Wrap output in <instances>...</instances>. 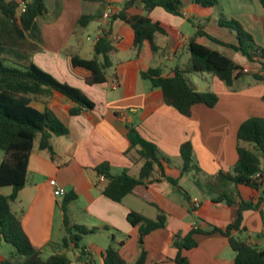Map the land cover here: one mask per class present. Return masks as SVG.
<instances>
[{"label":"crops","instance_id":"0c3cea01","mask_svg":"<svg viewBox=\"0 0 264 264\" xmlns=\"http://www.w3.org/2000/svg\"><path fill=\"white\" fill-rule=\"evenodd\" d=\"M125 0H51L47 13L37 19L38 32L25 37L24 53L41 69L83 91L94 103L91 110L71 115L67 108L74 106L70 99L58 91L48 97L32 101L42 110L48 107L66 125V135H52L49 139L55 152L52 158L46 149L35 144L27 164V182L11 203V209L21 218L22 228L31 244L41 249L42 256L63 252L59 245L66 230L63 221V199L74 194L67 204L70 225H82L94 231L83 234L80 242L93 261L103 264V254L109 245H115L126 264H134L139 255V227L131 225L126 216L129 211L155 220L161 210L165 217L163 227L149 232L144 238L146 256L143 264H176L174 235L186 234L197 224L200 229L211 226L225 227L237 216V203L213 201L214 193L207 191L206 181L220 170L228 171L237 161L236 132L242 121L251 116L264 117V81L239 84L229 88L222 80L209 72H186V78L195 89L211 91L217 102L209 107L203 103L192 106L191 117L180 114L174 107L165 104L162 90L152 87L148 78L141 75L149 69H158L163 76L173 74L175 67L186 69L189 62L188 43L195 32V24L216 38L236 43V35L228 27L220 26L219 17L235 18L253 36L256 44L264 46V8L255 6V0H231L234 13H219L213 7H203L192 0H181V15H173L162 7H155L148 17L166 30L157 33L156 52L143 41L139 51L134 46V31L125 21L113 17L122 10ZM259 1V0H258ZM260 3V2H259ZM218 4V0H217ZM216 4V5H217ZM104 13H108L104 17ZM129 15L144 14L142 4L126 10ZM91 18L79 25L81 15ZM107 34L113 49L108 53L110 66L103 83L87 84V71L72 67L70 58L93 56L95 41ZM113 36L117 38L113 40ZM201 42L223 51L219 45ZM33 48V49H31ZM232 59L247 69L252 62L245 57L241 62ZM258 71V70H257ZM256 71V72H257ZM117 81L115 87L111 86ZM135 127L140 135L153 143L160 156L163 175L158 167L153 170V179L148 184H138L120 202L102 194L107 179H100L97 167L108 163L112 174L126 170L138 177L144 159L140 147L131 145L128 128ZM191 143L193 167L180 173L182 157L180 146ZM2 157V152H1ZM1 160V158H0ZM264 171V159L261 163ZM192 174V178L189 175ZM175 178L182 189L165 179ZM66 189L63 196H55L49 180ZM11 187H0V194H9ZM237 194L243 200H255L259 191L238 184ZM188 196V199L187 197ZM200 202L192 210V201ZM261 210V212H260ZM260 210L243 212V237L259 246L264 245V202ZM238 234L237 231H231ZM197 245L184 254L190 264H233L234 251L223 234L196 233ZM12 247L0 241V264L7 258ZM71 264L76 260L78 249L66 251Z\"/></svg>","mask_w":264,"mask_h":264},{"label":"trees","instance_id":"16d2710c","mask_svg":"<svg viewBox=\"0 0 264 264\" xmlns=\"http://www.w3.org/2000/svg\"><path fill=\"white\" fill-rule=\"evenodd\" d=\"M136 1L141 2L145 13L127 14L126 10ZM192 1L203 7H213L217 4V0ZM21 2L25 4V8L17 18L16 13ZM55 2L58 5L60 0ZM259 2L264 8V0ZM155 7H162L173 15H181L182 2L181 0H125L122 3V10L113 16L125 21L133 29L134 46L137 51L142 42L147 41L151 50L156 52L158 49L155 42L156 34L166 33L159 22L153 21L147 15ZM46 13L44 0H0V151L2 152L0 187H11L9 194H0V241L12 247L9 256L4 258L1 264H71V258L66 253L71 247L78 249L76 260L80 264H93L80 242L83 234L92 232L96 228L87 229L82 225H70L67 216L66 204L74 199V194H66L62 204L66 233L59 245L63 248V252L52 253L46 258L42 256L41 249L31 244L22 228L20 216L11 209V203L15 201L18 192L27 182L28 159L35 144L39 149H46L54 158L55 152L50 144V137L68 133L66 125L53 111L48 107L39 110L32 105V101L48 97L52 91H58L75 103L74 106L67 108L71 115L91 110L95 106V103L79 88L59 81L32 62L27 52L24 53L22 48L25 44H32L26 42L25 37L32 38L35 32H38L37 19ZM90 18L91 15H81L79 25H84ZM217 22L220 26L228 27L235 32L236 43L222 41L204 31L201 24H195V32L188 43L189 62L186 69L175 67L173 74L169 76L161 75L158 69L141 72L143 77L150 80L152 87L162 90L165 104L174 107L186 117H191L194 104L203 103L212 107L217 102L215 93L195 89L187 80L186 72L212 73L229 88H233L243 74L250 73L245 72L244 67L227 55L224 49H228L231 53H239L252 63L257 62L259 69L251 73V76L255 81H264V46L256 44L253 36L243 29L239 21L219 17ZM200 38L219 45L223 51L201 42ZM112 49L111 40L107 34H103L93 45V56L90 58L72 56L71 66L84 68L87 71L84 77L87 84L103 83L107 79L106 69L110 66L108 53ZM6 50L14 51L22 62L18 63V66L6 63V58L2 56ZM127 137L131 145L140 147L139 154L144 159L139 176L133 177L126 170L112 174L108 163L96 168L100 176L107 179L102 194L116 202H120L138 184H148L156 179L152 177L155 167H158L163 175V166L156 146L143 138L135 127L128 128ZM236 140L235 165L231 170L217 172L213 178L206 181V186L209 193L215 194L213 201L225 202L228 205L237 203V216L233 222L223 228L211 226L208 229H200L198 226H192L184 235L176 233L173 240L177 249L174 256L176 264H190L184 252L197 245L194 238L196 233L216 232L227 237L235 253L233 264H264V245L253 244L248 237L242 236L246 230L242 226L243 212L260 210V205L264 202V171L261 168L264 159V117L251 116L242 121L236 132ZM191 150L190 141L183 142L180 146L181 174L190 171L193 167L196 168L192 162ZM257 173L260 178L254 177ZM165 179L178 189H182L175 178L165 176ZM238 184L259 191L258 197L255 200H243L236 191ZM186 197L188 199V196ZM194 209L195 207L192 208ZM126 218L131 225L139 227L137 242L140 252L134 264H143L146 256L144 238L152 230L163 227L166 217L160 210L155 220L135 211H129ZM233 230L238 234H232ZM103 264H126V262L119 254L118 248L109 245L103 254Z\"/></svg>","mask_w":264,"mask_h":264},{"label":"rangeland","instance_id":"374dc122","mask_svg":"<svg viewBox=\"0 0 264 264\" xmlns=\"http://www.w3.org/2000/svg\"><path fill=\"white\" fill-rule=\"evenodd\" d=\"M51 0H46L47 4L50 3ZM232 1L231 0H218V4L213 6V8H211V10L216 13H219L221 11V8H224V12L225 14H228V13H234L235 10L233 9L232 7ZM255 6L257 8H260L261 10V5L259 3L258 0H255ZM233 18V17H232ZM228 19H231V18H228ZM235 19V18H234ZM243 27V26H242ZM244 29V28H243ZM245 30V29H244ZM207 43L209 42L208 40L206 41ZM211 44V42H209ZM23 50L25 49V47L22 48ZM229 50L228 49H224V52L233 57L234 53L232 52H228ZM3 57L6 58V63L8 64H11V65H16L18 66V63L22 62L14 53V51H11V50H6L3 54H2ZM235 59L238 61V62H241L243 60V57L240 55V54H237L235 56ZM16 63V64H15ZM259 69V64L256 62H253L251 63V65L247 66V71L245 72H250V73H246V74H243L240 79H238V83L239 84H242L244 82L246 83H251L253 80V77L251 76V73L253 72H256L257 70ZM0 158H1V151H0ZM190 178H192V174L189 175ZM8 246L10 247V245L8 244Z\"/></svg>","mask_w":264,"mask_h":264},{"label":"built area","instance_id":"2783aa9c","mask_svg":"<svg viewBox=\"0 0 264 264\" xmlns=\"http://www.w3.org/2000/svg\"><path fill=\"white\" fill-rule=\"evenodd\" d=\"M24 8H25V4H24L23 2H21L20 5H19V7H18V9H17V13H16V17H17V18H18V16H19V14H20L21 12L24 11ZM103 15H104V17H107V16H108V13H104ZM116 38H117L116 36H113L112 39L115 40ZM244 71H247V69L244 68ZM116 85H117V81H116V80H113V81L111 82V86H112V87H115ZM254 177L260 178L259 173L255 174ZM100 179L103 180L104 177H103V176H100ZM49 184L52 186V188H53V194H54L55 196H63V195L66 194V189L63 188V187H61V186H59V185L57 184L56 180H54V179H50V180H49ZM192 205H193V207H195V208H196V207H199L200 202L197 201V200H194V201H192ZM193 226L196 227L197 224H193Z\"/></svg>","mask_w":264,"mask_h":264}]
</instances>
